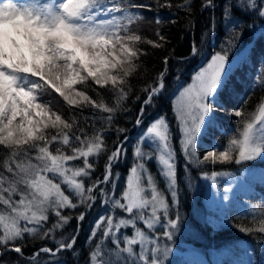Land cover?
<instances>
[{
	"label": "snow or ice",
	"instance_id": "obj_1",
	"mask_svg": "<svg viewBox=\"0 0 264 264\" xmlns=\"http://www.w3.org/2000/svg\"><path fill=\"white\" fill-rule=\"evenodd\" d=\"M194 4L195 0L176 4L156 0L158 8L185 12L189 28ZM199 7L215 9L216 0H200ZM143 9L151 10V6L137 0H0V259L11 251L18 254L19 264H40L41 253L55 258L61 251L73 250L76 235L55 239V233L73 219L64 210L85 209L74 217L78 230L87 210L99 200L105 213L91 229L89 240L98 235L100 239L89 251L88 264H165L171 248L161 245V239L171 241L181 226L177 148L171 126L164 116L149 124L133 148V163L119 195L113 166L124 154L123 141L118 137L110 148L105 136L118 112L126 110L125 103L134 92L132 79L148 71L141 59L148 52L140 45L164 47L133 30L144 18ZM221 17L231 27L220 50L179 90L173 109L186 169L189 173L188 165L201 169L214 184L226 173H209L203 170L206 165H239L264 158V95L247 117L245 105L251 94L233 108L232 115L241 119L226 144H214L202 157L197 152L200 138L215 126L217 112L224 110L222 102H228L235 71L229 53L238 49L245 28L252 26L245 18L264 22V0H223ZM155 35L166 42L159 30ZM198 52L194 43L191 54ZM169 59L163 58L165 66ZM165 71L140 89L143 97L136 95V100H142L137 125L146 107L164 90ZM257 86L264 88V76L253 90ZM53 93L67 106V114L54 106L58 101ZM85 109L91 115L84 116ZM97 110L107 115H98ZM105 154L103 171L94 176L96 162ZM152 160L164 189L147 167ZM109 184L111 189L105 187ZM173 209H177L175 215ZM128 228L131 235L121 232ZM239 230L264 234V211L254 217L251 227ZM26 235L51 238L56 248L40 247L25 260L24 244L17 241ZM109 239L113 247L107 246Z\"/></svg>",
	"mask_w": 264,
	"mask_h": 264
},
{
	"label": "trees",
	"instance_id": "obj_2",
	"mask_svg": "<svg viewBox=\"0 0 264 264\" xmlns=\"http://www.w3.org/2000/svg\"><path fill=\"white\" fill-rule=\"evenodd\" d=\"M137 2L150 5L151 10H140V14L144 18L133 25V30L144 37L164 43V47L152 48L151 45H140V47L145 48L148 52L147 56L141 57L144 61V67L147 68L148 71L147 73H143L142 70L141 75L132 79L134 92L125 103L126 110L118 112L116 121L112 125L111 130L105 133L106 142L110 148L114 147L113 141L117 140L118 137L119 140L122 141L128 136V138L123 141V157L121 156L122 158L120 157L121 159L113 166V179L117 182L115 189L117 195L122 191L128 175V170L133 163L132 148L135 141L133 142L131 138H133V134L137 132L135 129L137 128L138 130L139 128L140 132H142L146 128L148 122L164 116L171 126L173 136L175 135L176 123L172 112V99L174 95L179 89L189 83L192 75L210 59L215 51L220 50L221 43L226 38V31L231 27V25H227L221 17L223 0H216L217 7L205 11L200 10V0H195V4L193 5L194 10L191 13V28L187 26L188 21L186 19V13L183 11H179L176 8H172L171 10L168 8H158L156 6V0H137ZM163 2L164 0H161V3ZM178 2H180V0H172L173 4ZM157 19H159V23H157ZM244 22L252 26L245 28L238 49H235L234 52H230L229 55L230 57L233 56L249 44L247 56L233 67L235 71L232 74V81L228 89V102H222L224 110L217 112L215 126L202 136L201 143L198 145L200 150L209 151L212 147L211 139L214 137L217 139L214 142L226 144L228 139L236 131L237 125L240 123L241 119L232 115L233 108H239L244 103V100L248 98L249 94H251V100L245 105V116L247 117L248 114L253 111L257 100L264 95V88L260 86H257L255 90H253V85H257L258 79L264 76V39L261 38V33H264V22L255 18H245ZM157 30L166 37V42L159 41V38L155 35ZM194 43L199 48V52L196 55L191 54V47ZM189 54L190 56L187 57ZM165 56L170 57L167 66L163 63V58ZM165 67L167 69L166 71ZM160 71H165V88L153 99L152 103L146 107V111L141 116L142 122L140 125H137L136 117L141 115L139 109L142 100H136V95H141L143 97L144 94L140 92V89L151 82ZM101 92H104V90H101ZM90 94L93 98L99 99V97H96L95 93ZM53 96H55L56 101H58L54 106L67 114V106L62 99L54 93ZM105 97L109 103L112 102L109 94L105 93ZM44 98L52 99V97L49 96H45ZM97 114L107 115L106 113H99L98 110ZM89 115H91L90 109H85L84 116ZM81 120H83V117H81ZM97 126L99 127L100 125L98 124ZM117 127L124 128L126 131L117 133L115 130ZM144 147L147 149V145H144ZM106 158L107 155L105 154L97 160V170L94 176L101 174ZM147 166L156 178L159 187L162 188L164 182L158 175V165L156 161L152 160L148 162ZM259 166L264 169V163H260ZM177 167L180 168L178 165ZM105 187L111 189L112 186L109 184ZM185 193L186 192L183 191L180 196L178 209L184 211V216L187 219L184 221L188 222L189 225H193V227L197 229V234H199L200 229L198 225L194 224L195 220L193 221L191 218L189 206L186 205L187 200L183 203ZM249 199L257 210L260 212L264 211V190H256V194L252 195ZM237 206L238 205H235L233 210H225L224 214L219 218L218 228L209 229L208 226L204 227V230L210 232V234H203L202 232L197 242L198 244L212 246H216L217 243L222 244L226 242L231 246L250 251L253 256L254 264H264V234H248L239 230L240 226L251 227L254 222V217L258 218V216L246 214L242 211L241 207L237 208ZM176 210L177 209H173V213ZM81 211H85V209ZM78 213V209L64 210L63 214L72 215L73 219L64 229L58 230L55 233L56 240H59L62 235L69 236L77 233L74 249L61 251L55 258L51 257L49 254L41 253L39 256L40 264H51L52 261H59L60 264H88L89 251L95 247L96 241L100 239L98 235L94 240L90 241L89 235L94 226V221L99 215L105 213V209L98 200L91 209L87 210L86 219L80 222L79 229L77 230V221L74 217L78 215ZM221 217L223 218L222 222H220ZM48 226L50 227L51 225L49 224ZM124 233L131 235V228L124 229ZM17 243L24 244L23 251L25 260L40 247L48 246L53 249L56 248V244L51 238L41 240L37 237L32 239L26 235L22 242L17 241ZM106 243L108 247H113L110 239ZM0 264H19L18 254L11 251L5 253L2 259H0Z\"/></svg>",
	"mask_w": 264,
	"mask_h": 264
},
{
	"label": "rangeland",
	"instance_id": "obj_3",
	"mask_svg": "<svg viewBox=\"0 0 264 264\" xmlns=\"http://www.w3.org/2000/svg\"><path fill=\"white\" fill-rule=\"evenodd\" d=\"M249 46V44L246 45L243 49L231 56L233 67L246 58ZM189 56L190 54L187 57ZM207 62L202 67H204ZM189 83H191V79ZM185 86H187V84ZM179 90L172 99L173 115L174 102L179 94ZM175 106L178 107V103ZM155 120L156 119L148 122L146 128L142 132H140L139 128L138 130L137 128L135 129L137 132L133 134V138H131L133 139V142L135 141L133 143V148L137 144L139 138L146 131L149 124ZM175 123L176 133L173 136V144L177 148V165L180 167H177V177L179 183L178 206L180 203V196L183 191H185L186 193L184 194L183 203L187 200L186 205L189 206L190 216L193 221L195 220L194 224L198 225L200 230L199 234H197V229H195L193 225H189L188 222L184 221L187 220L184 216V211L182 209H178L181 217L180 229L174 233L171 241L161 239V245L166 243L171 248V252L167 256L165 264H248L249 261L254 264L253 256L250 251H245L239 247L231 246L226 242L222 244L217 243L216 246L198 244L197 239H199L198 237L202 232L203 234H210V232L204 230V227L208 226L209 229L218 228L220 216L224 214L226 209L227 211L230 209L233 210L235 205H238L237 208L241 207L242 211L246 214H254L259 217L260 211L254 207V204L250 202L249 198L256 194V190H264V169L259 166L260 163H264V158H258L253 161H245L239 165L235 163L206 165L203 169L204 171L210 173L215 170L226 173L225 175L218 176L214 184L211 179L204 178L201 169L191 165H188L190 173L186 169L184 158L179 153V132L177 130L176 120ZM201 139L202 137L199 140V144L201 143ZM211 140L212 147L214 144H219L218 142H214L217 140L215 137ZM142 146L144 147V145ZM212 147L210 150H212ZM198 148L199 146H197V152L199 156L202 157L207 150H200V148ZM145 150L147 149L145 148ZM189 179H191L190 185L187 183ZM164 188L165 185L163 184L161 189ZM226 189L227 191H225ZM225 196H227V199H225ZM82 209L83 208H80L78 211H81ZM175 212L176 211H174L173 215H175ZM222 221L223 218L221 217L220 222ZM141 226L143 227V225ZM121 232L124 233V229H121Z\"/></svg>",
	"mask_w": 264,
	"mask_h": 264
}]
</instances>
